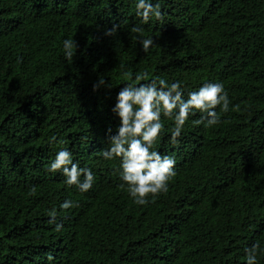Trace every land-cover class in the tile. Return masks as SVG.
Wrapping results in <instances>:
<instances>
[{
    "label": "trees",
    "instance_id": "obj_1",
    "mask_svg": "<svg viewBox=\"0 0 264 264\" xmlns=\"http://www.w3.org/2000/svg\"><path fill=\"white\" fill-rule=\"evenodd\" d=\"M159 5L142 24L134 0H0V264H245L254 243L264 264V0ZM133 24L153 37L147 53ZM144 72L188 90L223 82L230 105L207 127L197 110L175 143L162 116L153 148L176 174L140 205L119 158L99 152L119 123L117 92ZM61 147L93 170L87 192L48 171Z\"/></svg>",
    "mask_w": 264,
    "mask_h": 264
},
{
    "label": "clouds",
    "instance_id": "obj_2",
    "mask_svg": "<svg viewBox=\"0 0 264 264\" xmlns=\"http://www.w3.org/2000/svg\"><path fill=\"white\" fill-rule=\"evenodd\" d=\"M135 14L142 24L148 23L151 17L160 18L159 0H134ZM116 25L107 30L113 35ZM137 34V40L142 50L147 53L154 44L152 36L145 37L140 25L130 27ZM77 48L74 38H64L62 52L66 60H72ZM104 78H99L98 84L104 85ZM107 86H111L108 84ZM230 100L223 82L204 81L194 90H188L179 81H168L158 75L148 79V73L136 75L129 79L116 94L112 112L118 117L119 123L114 134L107 138L108 146L100 150L99 155L107 161L119 158V178L124 182L129 196L134 203L144 205L149 202V195L155 197L161 192H167L168 181L175 176V158L163 154L153 148L154 142L163 134L165 124L162 116L169 118L174 127L170 139L173 143L181 135V131L190 115L199 110L201 118L196 123L206 127L220 122L216 107L223 112L229 110ZM52 137L50 143L55 141ZM59 170L68 186H76L80 192L92 188L95 175L91 168L82 167L73 159V153L67 147L59 148L48 163V171ZM74 201L65 199L60 207H74ZM55 210L49 212L50 222L55 219ZM62 227L56 224L57 230ZM259 245L254 243L246 247L245 264H257Z\"/></svg>",
    "mask_w": 264,
    "mask_h": 264
},
{
    "label": "bare ground",
    "instance_id": "obj_3",
    "mask_svg": "<svg viewBox=\"0 0 264 264\" xmlns=\"http://www.w3.org/2000/svg\"><path fill=\"white\" fill-rule=\"evenodd\" d=\"M237 65V64H236ZM240 65V64H239ZM174 77V76H173ZM194 79V78H193ZM231 86V85H230ZM230 88V87H229ZM173 255V254H172Z\"/></svg>",
    "mask_w": 264,
    "mask_h": 264
}]
</instances>
